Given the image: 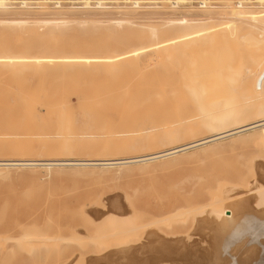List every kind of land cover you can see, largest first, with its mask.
<instances>
[{"label": "rangeland", "instance_id": "obj_1", "mask_svg": "<svg viewBox=\"0 0 264 264\" xmlns=\"http://www.w3.org/2000/svg\"><path fill=\"white\" fill-rule=\"evenodd\" d=\"M15 1L16 0H10L11 4L13 3V5L10 4V11L7 10L12 16L14 15L13 12H16L15 15H18L17 12L19 11L20 15L22 14L27 16H33L35 13V15H39L38 13H41L40 15H44L50 12V15L60 13L67 16L73 15L72 17H95V15L97 17H107L122 15V13H124L123 15H126L128 12V15H130L134 9L137 8V14L136 10L134 14L138 15L139 17L134 15V19L135 21L140 22L145 21V19L149 20L151 18L153 20L163 19L168 15H177L188 11L194 16H202V13H204L199 8H193V6H190L191 0H189V2H184L182 5L185 6H179L177 9L171 8L168 2L164 3L161 1V6L153 5V0H139V6L128 5L123 0H115L116 3L114 0H100L106 4L104 5L102 3L103 5H101L103 7L95 6L96 0H88V5L86 6L85 4L87 3L84 2L85 0H58L60 1L61 5H56L51 2V0L42 3H47L45 4L47 8L44 7L45 9H41L40 7H37V3H34L36 0H33L34 2L31 0L33 2L32 4L30 3L31 7H29L31 12L26 14L28 11H26L25 7H21L20 4L16 3ZM213 1L216 6L209 8L211 12L212 10L214 12L215 9H218V11L215 10L217 12L225 10L222 7L225 4H228V0H225L226 3L224 0H221L222 2L220 0ZM232 2L233 0H230V3ZM82 5H84V7ZM71 6L75 8H70ZM86 7L88 9H85ZM29 8H27V10H29ZM35 8L37 9V12H34L36 11L33 10ZM20 9H23L21 10V13ZM100 9L101 12H103L101 14L99 13ZM70 10L74 12L71 13ZM96 10L100 16L95 13L97 12ZM64 11L68 13L66 14ZM69 11L71 14H69ZM2 12L0 14H2ZM32 12H34V14ZM7 14L4 15L8 16ZM213 14L215 15V12ZM87 25L83 27L84 29L79 27V30L81 29L80 32L77 26H75V29H72L71 35L73 41L75 43L83 42L87 44L88 46L86 47L89 48L94 47L95 42L104 43V34L107 31H105L103 27L100 26H98L100 27L99 29L96 27V30V25ZM218 25L219 27L217 25L210 27H214V29L218 28V32L215 30L212 31V33H219L221 36L217 34L218 37L215 35L213 38H211V41L214 38H218V42H216V39L211 42L208 39L210 37L203 39V36L207 35L206 33H211L210 29L208 28L206 29L208 32L206 31L205 33L204 31L205 34L201 32V34H204L203 36L199 35V37L201 36L202 38H198V41H192L193 44L191 42V48L194 49V42H201V39H203V41L207 39L210 41V43H207L208 41L206 42L208 48L210 47L208 44H218L220 43L219 40H221L223 37V46L227 45V43L231 44V41L229 40L233 39V43L236 42V46L238 48H236V54L238 53L241 59L242 53L244 58L247 57V54H244L247 52L248 48L254 47L252 44L251 46L248 45V48L243 45L244 47H242L240 50V46L244 44L241 43V41H243L242 39H244L242 36H245L243 34L245 33L244 31H247V28H244L240 25H237V27L236 25H233L235 29L234 30L233 27H231V25L228 26V24ZM222 25L225 29L228 26L226 29V34ZM28 26L29 25H22L13 27L12 29H8L5 26L0 27V159L40 158L46 160L47 158L54 159L70 157L72 158L70 162H76L78 159L88 157L104 158L109 157L110 155V157H126L138 154L137 152L131 153L118 150V147L124 143V139L121 140L119 138H111L107 137L106 135L102 136L100 134L101 137L96 135L98 138L95 137V139L97 140L94 138H91V141L90 138L88 140L87 138L84 140L85 137H81L84 136L82 134L84 132L92 131L93 129V131H95V124L97 121L93 120V118L86 120L88 116L84 117L81 114L83 111H87L89 113L92 112L93 114H97L96 117H98L102 111L114 106L115 98L119 97L120 95L125 99L135 97L142 92L141 88H146L144 87L147 86L145 84H148L149 86L150 83L154 82V78L151 77H160L158 68L156 67V69H154L155 67L152 66L154 64L150 63L151 67L148 66L149 68H147L146 71L142 70L140 73L138 72V74L137 72H132L130 75L124 78L123 73H120L121 71L114 74L115 72L105 70L104 67L99 69V64H104V62L101 61L100 58H98V60L93 58L85 60L84 62H80V64H83L84 66H90V68H93L92 70L68 71V31H64L63 33L62 30L54 29L52 27L44 28L40 25H32V27ZM86 27L87 30H85ZM229 27L232 29H229ZM88 29H93V34H91V37L89 34L92 31L89 30V32ZM119 30L123 31V29ZM221 30L224 32L223 35ZM73 31H75L76 34ZM77 31L80 36L77 35ZM229 31L235 32L234 35L231 34L233 35L231 36L228 33ZM241 31L244 33L242 34ZM84 32H87L86 37L83 34ZM96 32L100 33L97 34ZM173 32L171 35L174 34ZM227 34L230 37H228ZM225 35L228 37V40H225ZM254 36L253 38L251 37L253 40L250 39L249 36L250 40L248 39L246 41L245 39V41H249V44L251 40L252 42L260 43V41L254 40L256 38L259 40V36H255L256 38ZM175 42L176 41L169 40L167 44H171H169V47H175ZM246 42L245 45L247 46ZM200 44L202 45V42ZM200 44L197 43L195 45V50L198 49L196 46ZM229 44L228 46L234 47L233 45ZM60 46L65 49L59 54V59L61 58L62 63L67 64V70L54 71L52 70V64L54 59L57 57H55L52 52L55 48ZM187 46L188 45L185 47ZM218 46H222V44H219ZM228 46H225L227 49L224 48L223 51H229L230 48L232 49V47L229 48ZM257 46L259 45L257 44ZM204 47L206 46L204 45ZM215 48L216 44L214 45V49ZM202 49H204L203 46L201 47V50ZM209 49H213V46ZM217 50L215 49V52ZM262 50V53L264 54V48ZM223 51L221 55H219L217 52V54L213 57L217 55L222 56V58H225V56L229 57L227 54H225L226 52ZM243 51H245V53ZM200 53H198V55ZM209 53H214V50ZM209 53L205 52V57H207L206 55H209ZM202 55L203 53L201 56ZM232 55H235V53ZM168 57L170 58L168 55L163 59V61L161 60L162 66L165 65L169 59ZM164 61L166 62L163 64ZM175 61H178V59ZM7 62H10V65L12 66L11 70H6ZM120 62L121 66L122 64L126 66H133L137 64L136 62L133 63V61L126 62V60L119 61V63ZM158 63L161 64V62ZM158 63L155 65H158ZM73 64L76 63L71 62L69 65ZM109 64L113 63L109 62ZM158 67L160 68V66ZM233 67L230 68L231 71L234 69ZM131 69L133 68L130 67L128 70L130 71ZM234 71H232V74L235 73L234 79H231L227 82L228 85H230L229 87L233 88H231V90L228 88L229 93L227 95L229 97L226 96V103H224L226 105L231 104L232 106L234 104V107L232 108H230V105L228 106L230 111L236 108L235 104L237 107H242L245 105V110H248L250 109L249 106L252 107V105L250 103L246 105L245 103L246 100L252 97V93L250 92L263 90L264 77H261V75H264V71L262 72L261 70L260 72V70H257L256 72L258 75H251L252 78L250 76L251 79L249 78V83L246 81L248 84L245 82L247 85L245 88H242L243 90L240 88L242 86L239 87V85H241L240 80H242L244 84V80L247 79L246 76L249 77V75H246L243 73V71H241L240 75H242H239V80L238 78H235L237 74H239L237 69L235 68ZM226 72L225 74H227ZM166 73L162 76L164 83L167 84L166 88H175L181 90L192 89V87H187L189 85L188 78L191 77L188 75V72H181L176 69H171L169 74ZM232 74L231 77L227 76V78H232ZM179 75L183 77L181 78V80L183 79L182 83L181 80L178 81ZM243 75H246L245 78ZM240 77L244 79H241ZM184 78L187 79V85L185 83V85H183V82H185ZM217 78L219 81H221L219 76ZM191 79L193 78H190L189 81L192 83L193 80ZM236 80L237 82L240 81L238 82L239 85L236 84L237 86L234 85ZM235 86L236 88H234ZM202 87L200 88L201 90L203 89ZM204 87L205 91L203 92L208 94H214L217 90L214 87H208L209 89L206 86ZM123 89L125 90L123 91ZM231 93H233V96H230L232 95ZM199 101L200 102H197V105H199L198 108L200 115L201 113L207 111L209 106L212 108L211 104L213 102H209L210 105L208 104L209 106H206L208 102L202 100ZM215 106L217 105L215 104ZM186 114L187 112L183 113V115ZM70 115L74 116L70 118L71 120H68V116L70 117ZM200 117H198L196 121L198 126H202L204 124L202 123L204 120H201ZM253 118V116L248 117L250 120ZM68 121L69 123L73 121L74 129H77L74 132L80 130L78 131V134H80L82 133L81 131H83L82 134L78 135L80 136V139L79 137H68ZM94 121H96V123ZM83 122L87 123L86 126L90 127L89 131L86 129L88 127L85 128L83 125H81ZM253 132L254 131H247L241 134V136H245L244 138L239 136L238 139H236L237 135H235L219 139L215 142H212V144H207V146L199 145L191 146L190 148L187 147L183 151L174 153L175 155L170 154L164 158H161V160L160 158L156 159L157 161L154 160V163L153 160L139 162L140 164L128 163L125 164L124 167L120 166L121 168L117 165L107 167L101 165L88 167H83L80 165H52L55 168L51 166L54 169L50 168L49 170H46L42 165H37L36 168L35 166H32L33 168L31 166H28L29 168L25 166L28 169H33L34 171L28 170L25 167H20V169L13 167L9 168L10 170H4H8L6 175L5 172H2V174L0 172V218L2 217L1 212L4 210L3 217L0 219V226L12 223L14 220H18L20 225L22 224V230H24V228H28L29 225L32 224L34 227L37 226V233H42V236H40L41 233L35 234L36 237L41 238H39V240L33 235L35 233L32 232L33 230H30V233L27 232L28 235H24L23 237L22 232L24 233V231L19 230L20 225L9 231H1L0 264H133L130 260L131 258H129L127 261H122L121 263H114L112 261L111 255L113 256V253L116 254V251L121 250V247L122 249L126 247L128 245L127 243L130 244V240H132V238H129V234L124 235L121 232H117L119 230L114 229L115 225L113 227L112 225L110 227H105L102 224V214L106 212V205L110 199L114 197H118L120 199V205L118 207L119 209L117 208V212L122 213V215H131L136 221V226L143 231V234H145V229L154 231L157 229L156 232L158 231L157 234L159 237L161 235V237H163L162 239L177 238L178 240L182 239L189 243L197 242L204 251L209 253L214 248V226L216 224L220 225L226 221L228 222L230 220V214L232 217H235V209H230L228 205L229 199L227 195L229 187L235 186L241 191L249 190L251 196L247 197L243 201H240L242 202L240 205L246 208L247 206H250V208L252 206V210H260L264 206V204L262 206H257L256 203L259 204L260 202L258 199L256 200V205L252 203V193L255 190V187L264 185V173L262 174L258 172L259 170H264V149L256 146L255 142L252 141L254 139L251 137L254 134H252V136L250 134ZM209 134L210 133L207 132V134L205 133L204 135ZM248 134L250 135L248 137L251 139L247 140L246 136ZM137 136L138 135H136V137ZM136 137L134 135L132 139L125 138V142H130L136 139ZM231 138H235L237 141L235 139H233V141ZM239 138H243V141H240L241 139ZM113 139H119L120 141L117 140V143ZM143 140H145L143 136L141 139L139 138V140L138 137L136 139V141ZM111 143H113V145ZM105 144L107 145L106 149L104 148ZM103 145L104 147H102ZM113 147H116L117 151L116 148L114 150ZM202 147H208V149L205 148L203 150ZM87 148L89 149L87 150ZM51 150H53V152ZM101 150L103 152H101ZM71 153L72 155H70ZM178 155L180 157H177ZM45 160H39V162H45ZM46 161L50 162L51 160ZM52 162L56 161L52 160ZM142 164L145 165L143 166ZM118 168H120L119 171L117 170ZM29 171L33 172L29 173ZM42 171L46 172L43 173L45 174L44 176ZM8 173L9 176L7 175ZM48 174L51 175L49 176ZM35 176L37 177L35 178ZM24 189H28L27 191L30 190L28 193L30 194V197L32 196L31 198H29V196L27 197L29 194ZM31 189L33 190L31 191ZM19 190L20 193H17ZM31 193L33 195H31ZM1 199L3 203L1 202ZM1 206H3V208ZM257 207L259 209H257ZM22 216H26L28 221ZM45 217L49 218H46L49 220V223L47 222L49 226L47 223H44V228L43 222H46L44 221ZM202 220H204L205 223H208V225L205 224L201 226ZM46 225L47 229L49 228V232L46 230ZM34 227L33 229H35ZM44 230H46L49 235L48 233L46 234V231ZM249 233L250 232H246L243 234L244 236H242L249 240L251 238L250 236L256 235L255 229L254 232L252 231V235ZM43 234H45V237H43ZM3 235L4 237H2ZM21 236L23 238H20V240L16 239L17 237L19 238ZM141 236L142 237L140 241L144 242V235ZM42 237L46 240H44ZM27 238H29L30 241L29 239L27 241ZM134 239H136V237H134ZM144 256L145 255L142 254V257ZM159 264L171 263L160 262Z\"/></svg>", "mask_w": 264, "mask_h": 264}, {"label": "bare ground", "instance_id": "obj_2", "mask_svg": "<svg viewBox=\"0 0 264 264\" xmlns=\"http://www.w3.org/2000/svg\"><path fill=\"white\" fill-rule=\"evenodd\" d=\"M18 1H19L20 6L25 7L26 11H28V13H26V14H29V12H31V10L29 8V7H31L30 3L32 4L34 1L33 0H32L33 2L31 0H18ZM46 1H51V0H36V2H34V3H37L38 4L37 7H40L42 9V8L46 7L45 4H47V3L42 4ZM87 1L88 0H85L84 2L87 3ZM186 1L189 2V0H172V1L162 0V2H164V3L165 2L171 3V5H169V6L171 8H175V9L179 8V6H185V5H179V4H183ZM260 1H264V0H260ZM51 2H53L56 5L57 4L61 5L60 1H58V0H54V1L52 0ZM114 2L116 3L115 0H114ZM224 2H225V0H224ZM102 3H103L102 1L96 0L95 6L103 7L102 5L104 3L103 4ZM133 3L136 4L138 2L133 1ZM227 3L228 4H225L222 7L225 10L217 12L218 9H215V10H217V11L214 10L215 15L213 14L214 13L213 10L211 12V10L209 9L211 6H207L206 8L200 9L204 12V13H202V16H198V15L194 16V15L190 14L189 11L186 9L188 12H185L182 14L168 15L167 17H164L163 19H154V20L152 18L149 20L145 19V21L139 22V21H135V19H134V15L139 17L138 15H136L137 14V10H136L137 8L134 9V11L130 15H128L129 14L128 11H124V12H128V14L126 13V15H123L124 13H122V15L107 16V17L106 16L105 17H97L96 15H95V17L94 16L72 17L73 15L67 16V15L60 14V13H57L55 15H50L49 14L50 12L46 13L44 15H40L41 13H38L39 15H35L36 13L34 14V12H37V9H36L37 7H36L35 9H33L36 11L32 12L35 16L34 15L33 16H27V15H22V14L20 15L19 11L17 12L18 15H15L16 12H13L14 15L12 16L9 13V11H10L9 8L11 7L10 6V4H11L10 0H0V11L1 12L5 11L4 12L5 15L8 12V14H7L8 16H5L3 14V12H2L3 15L0 14V27L5 26L8 29H12L13 27L22 26V25H29L28 27H32V25H36V26L40 25L44 28L52 27L54 29H60L63 31V33H64V31H68V71L92 70L93 68H90V66H88V65L84 66L83 64H80V62H84L85 60H89V59H93V58H96L98 60V58H100L101 61L104 62V64H99V69H102V67H104L105 70L115 72L114 74L121 71L120 73H123L124 78L126 76L130 75L132 72H135V73L137 72V74H138V72L140 73L142 70L146 71V69L149 68L148 66L151 67L150 63L154 64V65H152L155 67L154 69H156V67L158 68V70H159L158 72L160 75V77H151V78H154V82L150 83L149 86H148V84H145V82H144V84L147 86H144V84H143V86L146 88H144V89L141 88L142 92L139 93L138 95H136L135 97L125 99L123 96L120 95L121 97L119 96V97L115 98L114 106L102 111L98 117H96L97 114H93L92 112L89 113L87 111H83L81 114L84 117H87V116L89 117V118L87 117L86 120L93 118V120L97 121V123H96V121H94L96 123L95 124L96 125L95 131H93L94 130L93 128H95V127L91 128V129H93L92 131H89L90 127L86 126L87 123L83 122V124H81L85 128L88 127L86 129H88L87 131H89V132H84V133H83V131H81L83 134L79 132L80 134L84 135V136H81L83 138L85 137L84 140L86 138H87V140L90 138V141H91V138L95 139L96 135L99 137L100 134L102 136L106 135L107 137H111V138H119L121 140L124 139L123 144L119 143V144H121L120 146L118 144V146H119L118 150L122 151V152H131V153L137 152L138 154H135L132 156H126V157H110L111 155L109 157H104V158H102V157L89 158L88 157V158L78 159L79 162L78 161L70 162L72 160V158H70V157L54 158V159L47 158L46 160H51L50 162L49 161L47 162L45 159H40V158L39 159L38 158H7V159L4 158V159H0V172H1V174H2V172L3 173L5 172V175H6V172L8 170L7 171H4V170L9 169V168L14 167V168L20 169V167H25V166H27V167L28 166H31V167L35 166V168H36L37 165H42L45 167L46 170H49L50 168L54 167L52 165H55V166L56 165H63V166L64 165H80L83 167L94 166V165H96V166L101 165V166L107 167V166L117 165L119 167L120 166L124 167L125 164H128V163H134L135 164V163L144 162V161L146 162V161H150V160H153V163H154V160L157 161L156 159L160 158V160H161V158H164L165 156H168L170 154L173 155L174 153L179 152V151H183L187 147L190 148L191 146H199V145H206L207 146V144H212V142H215L219 139H222L225 137H231V136H235V135H237L236 139H238L239 136L243 137V136H241V134H243L244 132H247V131H254L251 134L249 133L251 136H252V134H254L251 137L252 139H254L252 141L255 142L256 146L264 149V86L262 88L263 90H256V91L250 92V93H252V97L249 98L248 100H246V103H245L246 105H248V103H250L252 105V107L249 106L250 109H248V110H245L246 109V108H244L245 105L242 107H237L235 104L236 108H234L230 111L228 106L230 105V108H232V107H234V104H233V106L231 104H229V105L225 104L226 103L225 102L226 96H228L227 94L229 93L228 90L229 89L231 90V88H233V87L230 88L229 87L230 85H228L227 82L230 81L231 79H234L235 73L232 74V71H234L235 68L237 69V72L239 73V74H237V76L235 78L239 77L241 71H243V73H245L246 75L247 74L249 75V77H247L245 75L248 80L247 79L244 80V84H243L242 80H240L239 78L238 79L241 81V85H239V83H238L240 81L237 82L238 79L236 80L234 85L237 84V85H239V87L242 86V87H240L241 90H243L242 88H245V86L249 83L248 81H249V78L251 75H253V76H254V74L258 75L256 72L257 70L258 71L260 70V72H261V70H262V72L264 71V57H263L264 54L262 53V51H263L262 49L264 48V5H262V7L259 8V7L238 6V5H235L233 3H230V0H228ZM90 4H93V3H90ZM11 5H13V3ZM86 5H88V3L85 4V6ZM104 5H106V4H104ZM82 6L84 7V5H82ZM27 8H29L30 11L27 10ZM70 8H75V7L71 6ZM193 8H194V6H193ZM226 8H228V9H226ZM256 8H258V9H256ZM13 9H15V8H13ZM67 9H69V8H67ZM85 9H88V8L86 7ZM89 9H91V8H89ZM131 9H133V8H131ZM175 9H173V10H175ZM7 10H9V11H7ZM21 10H23V9H20V13H21ZM93 10H95V9H93ZM135 10H136V14H134ZM13 11H15V10H13ZM70 11H69V14L74 12V11L73 12L71 11V13H70ZM98 11L95 13H97V15L100 16V14L103 12H101V9H100V12H99L100 14H99ZM38 12H40V11H38ZM64 12H62V13H64ZM11 13H12V11H11ZM9 14H10V16H9ZM119 14H121V13H119ZM87 24H91L94 26L96 25L95 29H96V27H97V29H99L100 27H103V29L108 32V33L106 32L104 34L105 35L104 36L105 37L104 43H96L95 42L94 47L89 48V47H86L88 45L83 43V42H81V43L76 42L75 43L73 41V38L71 35L72 29L73 28L75 29L76 28L75 26L78 27V30H79V27L81 29H84L83 27H85ZM218 24H224V25L228 24V26L231 25V27H233V25L234 26L236 25V27H237V25H240L244 28H247L246 29L247 31L242 30L245 33L241 31L242 34L244 33L243 35H245V36H242L240 33L242 38L244 37V39H242L243 41H241V43H244V44H242V45L240 44L241 45L240 50L244 46L246 48H248L249 47L248 45H250V46H251V44H252V46L254 45V47H251V48L249 47L246 53H245V51H243L245 53L244 55L247 54L246 55L247 57L244 58L243 53H242L241 54L242 59H241V57H239V54L238 53L236 54L238 48L236 46V42L233 43L234 40L232 39V37H231L232 40H229V41H231L230 42L231 44L227 43V45L223 46V43H224L223 39L224 38L220 37L221 38V40H219L220 43H218V44L217 43H211L212 45L208 44V46H210V47L213 46V49H209L210 47L207 48V44H206L207 41H208L207 43H210L211 38H213V36H215L217 34L219 36H221L219 33H216V34H214L215 32L212 33V31H215V30H217L216 32H218V28H217V26L219 27ZM215 25H217L216 26L217 29H214V27L210 28L211 26H215ZM98 26H100V27H98ZM227 27H226V29H227ZM231 27H229V29ZM90 28H92V27H90ZM208 28L210 29L211 33H209L206 30ZM223 28H224V26H223ZM81 29L79 30V32L81 31ZM119 29H123V31H121ZM226 29H225V34H226ZM233 29H234V27H233ZM85 30H87V27ZM89 30L90 29H88V31ZM169 30H170V36H169ZM90 31H92V32L89 34ZM90 31L88 32V34L91 37V34H93V29ZM100 31H101V29H100ZM204 31H205V33H206V31L208 32V33H206L207 35H204L205 34ZM73 32L76 34L75 31H73ZM172 32L174 33V34H172L173 36L171 35ZM201 32H203L204 34H201ZM221 32H222V30H221ZM77 33H78V31H77ZM86 33L87 32L83 33L85 37L87 35ZM96 33L98 34L100 32H96ZM223 33L224 32H222V35H223ZM228 33L230 35L231 34L234 35L235 32L229 31ZM208 34H210V35L213 34V35L210 36ZM77 35H79V33ZM199 35H202V36L204 35L205 37L203 36V39L210 37V38H208L210 41L208 39L204 40V41H203V39H201L202 45L200 44L201 42H197V43L200 44L201 47L203 46L204 49L201 50L200 45H197L196 48L198 47V49L195 50V45L197 43L194 42L195 44H194V49H193V48H191V42L196 41L198 38L200 39L201 36L199 37ZM218 35H217V37H218ZM233 35H231V36H233ZM254 35L257 37L259 36L260 39L258 40V38H256ZM249 36H250V39H252L254 36L256 38L254 40L260 41V43L259 42L258 43L252 42V40H253L252 39L250 41V44H249L248 43L249 41L246 42L249 39ZM228 37H230V36L228 35ZM228 37L226 36L225 40H228L227 39ZM214 39H216V38H214ZM214 39H212L211 42H213ZM217 39H216V42H218ZM245 39H246V41H245ZM169 40L176 41L175 42L176 46L174 47L172 45L173 47H169L170 43L167 44V42ZM245 42L247 43V46L245 45ZM225 43H226V41H225ZM177 44H178V46H177ZM192 44H193V42H192ZM203 44L206 47H204ZM213 44L214 45L216 44L215 49L216 50L218 49L216 52H215ZM219 44H222V46H218ZM228 44L233 45L234 47L228 46ZM257 44L259 46H257ZM182 45H184V46H182ZM186 45H188V46L185 47ZM4 46H5V44H4ZM179 46H181V47H179ZM225 46H228L229 48L232 47V49L230 48L231 50L229 49V51H225V50L223 51V49L226 48ZM218 47H221L222 49L218 48ZM64 49L65 48H62L60 46V47H57L53 50V52H52L53 55L55 57H57L58 59L57 58L54 59L53 64H52V70H54V71L67 70L66 69L67 64L62 63L61 58L59 59V54L62 53V50H64ZM219 49H221V50H219ZM197 50H199V51H197ZM204 50H206V51H204ZM212 50H214V53H211L212 54L211 55L209 52H212ZM222 51L226 52L225 54H227L229 57L224 55L225 58L224 57L222 58V56H219L222 54ZM197 52L198 53L201 52V53L198 55ZM205 52L209 53V55H211V56H209L207 54L206 55L207 57H205V55H204ZM217 52L219 55L213 57L214 55L217 54ZM202 53H203V55H202L203 57L201 56ZM234 53H235V55H232ZM168 55L170 56V58L168 57L170 60L168 59L167 62L164 61L163 64L165 62L166 63H165V65L162 66L163 59ZM198 56H200V57H198ZM233 57H234V59H233ZM177 59H178V61H175ZM124 60H126V62L133 61V63L136 62L137 64H135L133 66H128V65L126 66V65L122 64V66H121V62L119 63V61H124ZM171 60L173 61V63ZM168 61L170 64L168 63ZM71 62L76 63V64L69 65ZM109 62L113 63V64H109ZM158 62H161V64H159ZM157 63H158V65H155ZM158 66H160V68ZM11 67L12 66L10 65V62H7L6 70H11ZM130 67L133 68L130 70L131 72L128 70ZM231 67L234 68V69H232V71L230 69ZM126 68H128V69H126ZM171 69L172 70L176 69V70L181 71V72H185V71L188 72V75L191 76L190 78H193V79H191L193 81L191 83L189 81L190 78H188L189 79L188 80L189 85L187 87H192V89L189 88L190 90H181V89H175V88L174 89L166 88L167 84L164 83L162 76L166 72H167L166 74H169ZM225 72L227 74L229 72L230 76H229V74L228 75L225 74ZM231 74L233 75L232 78H227V76L231 77ZM117 75H115V76H117ZM218 76L220 77L221 81H219V79L217 78ZM245 76H244V78H245ZM261 77H264V75L262 74ZM178 78H179L178 79V81H179L183 77L179 75ZM244 78H241V79H244ZM251 78H252V76H251ZM186 80L187 79H185V82H183V85H185V84L187 85L188 82H186ZM159 81H161V82H159ZM182 81H183V79L181 80V83H182ZM204 86H206L207 88L208 87L209 88L214 87L217 90L214 94H212V93L208 94V93L203 92V91H205ZM236 86L234 88H236ZM201 87L203 88L202 90L200 89ZM208 89H206V90H208ZM124 90L125 89H123V91ZM231 94L232 95H230V96H233V93H231ZM199 100L208 102L207 104L204 103V104H206V106H209L210 103L213 102L211 104L212 108L209 106L207 108L208 110L205 111L204 113H201V115H200V111L198 108L199 105H197V102H200ZM243 102H245V101H243ZM214 103L217 106H215ZM218 104H219V106H218ZM187 106H188V108H187ZM79 112H77V113H79ZM184 112H187V114L183 115ZM74 115H72V116H74ZM76 115H78V114H76ZM72 116L71 115H70V117L68 116V120H71L70 118ZM250 116H253L254 118L251 120L248 119V117H250ZM198 117H200L201 120L202 119L204 120L202 122V123H204L202 126L197 125L196 121H197ZM89 121H91V120H89ZM84 123H85V125H84ZM91 124H94V123H91ZM72 129H74L73 121H71L70 123L68 121V131H69L68 137H71V138L72 137H79V139H80V136H78V135H80V134H78V131H80V130H78L77 132H74L77 129H74L73 131H71ZM207 132H209L210 134L204 135L205 133L207 134ZM249 134L246 136L247 140L251 139L250 137H248V136H250ZM134 135H135V137H136V135H138L137 136L138 140H139V138L141 139L142 136H143V138H145V140L136 141V139H137V137H136V139H134L135 141L132 140L130 142H125V138L126 139H128V138L132 139V137ZM98 137H96V138H98ZM243 138H239V139H241L240 141H243L242 140ZM119 139H117V140L120 141ZM233 139H235V138H233ZM95 140H97V139H95ZM113 140H115V139H113ZM117 140H115V142H117ZM99 141H100V138H99ZM92 142H93V140H92ZM106 144H105V147H104V145L102 146L105 149L107 146ZM111 144L113 145V143H111ZM211 147H214V146H211ZM113 148L115 150L116 147H113ZM205 148L208 149V147H204V148L202 147L203 150ZM88 149L89 148H87V150ZM102 150H101V152H103ZM51 151L53 152V150H51ZM85 151H86V148H85ZM116 151H117V148H116ZM98 153H100V152H98ZM113 153H114V151H113ZM70 155H72V153ZM95 155H97V154H95ZM183 155H184V153H183ZM99 156H100V154H99ZM177 157H180V156L178 155ZM39 160H45V162L44 161L39 162ZM52 160H54L56 162H52ZM147 165H149V164H147ZM150 165H151V163H150ZM27 167H25V168H27ZM59 167H62V166H59ZM74 167H76V166H74ZM106 167H104V168H106ZM128 167H126V168H128ZM54 168H52V169H54ZM120 168H118L117 170L119 171ZM77 169H79V168H77ZM86 169H83V170H86ZM28 170H33V169L30 168ZM92 170H93V168H92ZM33 171H31V172L29 171V173H32ZM262 171H264V170H259L258 172L263 174L264 172H262ZM14 172H17V171H14ZM9 173L7 174L8 176H9ZM43 173H46V172L42 171V174ZM44 175L45 174H43V176ZM5 177H7V176H5ZM36 177L37 176H35V178ZM263 178H264V176H263ZM33 180H34V178H33ZM2 186H3V184H2ZM0 189H1V187H0ZM14 190H15V188H14ZM24 190L27 191L28 189H24ZM32 190L33 189H31V191ZM236 190H239V189L235 186L229 187L228 195H227V197L229 199L228 200L229 208L235 209V210L233 209L235 211L234 212L235 217H232L230 214V220L228 222L226 221L220 225L216 224L214 226V228H213L214 229L213 230L214 231V233H213L214 248L209 253L204 251L203 248L197 242L189 243V242H186L182 239L178 240L177 238L176 239L175 238H173V239L172 238L162 239L163 237H161V235H160L161 238L159 237V235L157 234L158 231L156 232L157 229H155L154 227L153 228L155 229V231L150 230V229H147V230L145 229L144 230L145 234H143V231L140 230L136 226V221L131 215H122V213L117 212L119 209L118 207L120 205V199L118 197L111 198L110 201L108 202V204L106 205V208H105L106 212H104L102 214L103 215L102 224L105 227H110L111 225L113 227L115 225L114 229L119 230L117 232H121L124 235L129 234L128 235V236H130L129 238H132V240H130L131 241L130 244L127 243L128 245L126 247H124L123 249L121 247V250L116 251V254L113 253V256L111 255L112 261L114 263H121L122 261H127L129 258H131L130 260L132 261L133 264H159L160 262H167V263H171V264H264V206L260 210H256V209L252 210V206L250 208V206L248 207L246 205L247 206V208H246V207L240 205V204H242V202H240V201H243L247 197H250L251 194H250L249 190H244V191H241V190L236 191ZM29 191H27V193ZM1 193H2V191H1ZM17 193H20V190L17 191ZM31 195H33V194L31 193ZM23 196H25V195H23ZM28 196H29V198L32 197V196L30 197V194L27 195V197ZM2 197H3V195H2ZM257 199L260 200V202L258 201L259 204L256 203ZM1 202H2V199H1ZM252 203L254 205L257 204V206H260V205L262 206L264 204V185H259V186L255 187V190L252 193ZM1 207L3 208V206H1ZM4 208H5V206H4ZM257 209H259V208L257 207ZM1 211H2V209H1ZM3 212H4V210H3ZM3 212H1L2 217L4 214ZM230 213H231V210H230ZM21 215H23V214H21ZM33 216H32V218H33ZM22 217H25L27 220L26 216H22ZM46 218L47 217H45V220H44L46 222H43V225H44V223H47L49 221V220H47L49 218H47V219ZM33 220H35V219H33ZM48 223H47V225L49 226ZM23 224H24V222H23ZM205 224L208 225V223H205V221L202 220L201 226H203ZM19 225H20L19 221L14 220L12 223H8L4 226H0V232L1 231H9V230L14 229L15 227H17ZM26 225H27V223H26ZM47 225H46V230L49 232V228L47 229ZM32 226L34 227V225L31 224V225H29L28 228H26V229L24 228V230H22L23 227L21 224L19 226L20 229L19 228L18 229L24 231V233L26 232L25 234L22 232L23 237H24V235L27 236L28 235L27 232L30 233L32 230H33L32 231L33 233L35 232L33 235L36 237L35 234H40L41 232L37 233V231H38L36 229L37 226L35 225L36 226V227H34L35 229H33ZM24 227H25V225H24ZM43 227L45 228V225ZM254 229H255L256 235L253 236L252 231L254 232ZM46 230H44V231H46ZM47 231L45 232L46 234L48 233ZM246 232H250L251 234L250 233L249 234L252 235L253 237L250 236L251 238L249 240H247L245 237H243L244 236L243 234H245ZM44 235L45 234H43V237H45ZM48 235H49V233H48ZM138 235H139V237H138ZM141 235H144L143 236V239H145L144 242L140 241V239L142 237ZM40 236H42V233L40 234ZM2 237H4V235ZM23 237L22 236L19 238L17 237L16 239L20 240V238H23ZM134 237H136V239H134ZM36 238H38V237H36ZM248 238H249V235H248ZM28 239L29 238H27V241H28ZM44 240H46V239H44ZM29 241H30V239H29ZM36 241H37V239H36ZM64 242H65V240H64ZM20 245H22V244H20ZM143 250H146V251H143ZM142 254H144L145 256L142 257ZM4 261H6V260H4Z\"/></svg>", "mask_w": 264, "mask_h": 264}, {"label": "built area", "instance_id": "obj_3", "mask_svg": "<svg viewBox=\"0 0 264 264\" xmlns=\"http://www.w3.org/2000/svg\"><path fill=\"white\" fill-rule=\"evenodd\" d=\"M123 1H125L126 4L133 6L135 5L139 6L140 4L139 0H123ZM133 1H137L138 3L134 4ZM161 1L162 0H153L154 2L153 5L161 6ZM15 2L19 3V1H15ZM232 3L243 7H259V8L262 7V5H264V1H260V0H233ZM169 5H171V3H169ZM190 6H194L195 8L202 9V8H206L207 6L215 7L216 4L214 3L213 0H192Z\"/></svg>", "mask_w": 264, "mask_h": 264}]
</instances>
